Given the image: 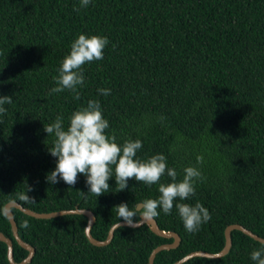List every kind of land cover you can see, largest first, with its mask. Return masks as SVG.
Here are the masks:
<instances>
[{
	"label": "trees",
	"instance_id": "trees-1",
	"mask_svg": "<svg viewBox=\"0 0 264 264\" xmlns=\"http://www.w3.org/2000/svg\"><path fill=\"white\" fill-rule=\"evenodd\" d=\"M80 34L107 37L109 43L102 60L83 66L77 100L71 91L51 89ZM0 96L12 97L0 114V231L13 239L17 262L29 251L13 235L8 202L38 212L91 210L92 235L103 241L123 221L117 205L135 211L159 197L160 183L172 182L166 173L151 187L130 179L116 192L113 177L109 192L99 197L88 192L82 174L71 188L62 180L47 183L56 165L48 151L55 137L44 125L60 116L67 129L72 113L89 100L100 103L106 134L118 144L142 142L135 159L164 155L177 182L186 167L202 172L194 196L177 199L170 214L158 209L160 228L177 232L181 241L160 251L154 264H174L197 250L221 251L231 224L264 237V0H90L87 7L80 0H0ZM175 203H200L211 219L189 233ZM13 212L20 236L35 247L27 264H149L156 247L174 241L143 224L121 226L109 244L96 246L86 235L83 214L40 219L16 207ZM139 219L137 212L134 221ZM261 247L234 229L226 255L182 264H256L251 253ZM0 264H11L1 240Z\"/></svg>",
	"mask_w": 264,
	"mask_h": 264
},
{
	"label": "clouds",
	"instance_id": "clouds-1",
	"mask_svg": "<svg viewBox=\"0 0 264 264\" xmlns=\"http://www.w3.org/2000/svg\"><path fill=\"white\" fill-rule=\"evenodd\" d=\"M89 3L90 0H80L81 7H87ZM108 43L107 37L98 35L88 37L80 34L71 44L70 54L63 59L58 69V76L54 78L57 86L51 89V93L68 90L74 93L78 100L80 98L78 87L84 85L83 66L102 60ZM98 91L105 96L110 94V89ZM11 103V96H0V114L6 113L3 105ZM108 128L109 123L103 117L101 105L95 100H89L86 107L72 113L67 129L60 116L54 123L44 125V131L48 136L55 137L53 146L48 147V151L56 158L55 168L46 175V182L56 184L62 180L71 188L82 174L86 177L88 192L99 197L109 192L108 181L113 177L116 192H119L128 187L130 179L151 187L166 173L172 182L166 185L159 184L160 195L157 199L143 201L138 204L139 210L136 205L135 211L130 210L126 203L115 207L119 220L122 219L129 226L134 225V218L137 220V212L144 221H152L160 214L158 209L166 215L170 214L177 199L184 201L195 195L196 182L204 179L198 167H186L183 179L177 182V172L167 166L164 155H154L145 161L135 159L137 151L142 148V142L139 139L127 140L120 145L114 135L106 134L105 130ZM196 160L198 165L203 163L202 156H197ZM175 208L185 230L189 233H195L203 223L211 219L208 209L200 203H196L195 206L175 203ZM23 226L28 227L27 221ZM251 260L256 264H264V247L254 250L251 253Z\"/></svg>",
	"mask_w": 264,
	"mask_h": 264
},
{
	"label": "water",
	"instance_id": "water-1",
	"mask_svg": "<svg viewBox=\"0 0 264 264\" xmlns=\"http://www.w3.org/2000/svg\"><path fill=\"white\" fill-rule=\"evenodd\" d=\"M14 207L20 209L21 211H23L24 213H26L30 216H33L35 218H40V219H50V218H55V217L68 215V214H83V215L88 217V223L86 225V230H85L86 235H87L89 241L96 246H103V245L109 244L112 241V239L114 238L116 229H118L121 226H129L124 221H119L118 223L114 224L110 228V231H109L107 238L105 240L101 241V240L96 239L92 235V228H93V225L96 221V216L91 210L84 209V208H76V209H62V210L52 211V212H38V211H35L33 209L25 207L24 205L20 204L17 201H11V202H8L6 204L5 211H6V214H7L8 218L11 222L13 235H14L15 239L17 240V242L22 247H24L25 249H27L29 251L28 256L24 260H22L21 262H17L14 258L13 239L11 237L7 236L4 232L0 231V240L4 241L8 246V260L10 261L11 264H27L32 260L34 254H35V247L32 246L30 243L26 242L25 240H23L19 234V227H18L17 221H16L15 216H14V212H13ZM137 207L139 209L140 205H138ZM143 224H148L150 226V228L152 229V231H154L156 234H158L160 236L174 239V241L171 243L161 244L158 247H156L150 255L149 264H154L156 255L160 251L165 250V249L175 248L180 244L181 236L175 231H170V230L167 231V230L161 229L155 218L152 221H144L142 218H140L138 221H134V225L130 226V227H139ZM234 229H239V230L243 231L244 233L252 236L256 240L264 243V237H261L260 235L254 233L252 230L246 228L245 226H243L241 224H231L226 228V231H225L226 244L221 251L216 252V253H211V252L202 251V250L193 251V252L187 254L186 256L182 257L178 261H176L174 264H182V263L188 261L189 259H191L193 257H197V256H204V257H209V258H220V257L226 255L232 246V231Z\"/></svg>",
	"mask_w": 264,
	"mask_h": 264
}]
</instances>
